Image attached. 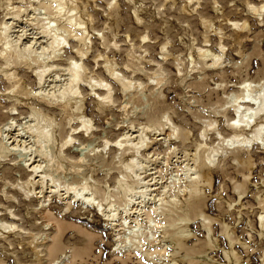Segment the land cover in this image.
<instances>
[{"label":"rangeland","instance_id":"374dc122","mask_svg":"<svg viewBox=\"0 0 264 264\" xmlns=\"http://www.w3.org/2000/svg\"><path fill=\"white\" fill-rule=\"evenodd\" d=\"M14 1L17 0H0L6 6ZM110 1L114 12L109 21L98 11L88 23L97 24L99 30L106 22L111 25L108 65L118 68L128 61L135 71L132 82L141 85L135 90L131 88V96H126L124 101L122 94H117L118 99L107 107V112H111L106 119L111 122L108 134L114 140L120 139L131 124L154 125L158 121L164 124L160 131L165 135L170 131L167 127L180 128L178 138H171L170 142L164 138L152 148L144 147L139 154L159 158L160 177L166 182L162 189L165 188L167 197L174 196L177 200L178 207L171 220L181 223L180 207L188 199L181 189L187 180L180 170L182 163H176L177 158L169 152L174 148L180 152L178 156L189 150L210 152L221 146L219 132L222 136L238 132L239 128L233 129L228 123L234 114L227 110L232 101L227 85L264 79V0ZM63 3L64 7H72L75 0H63ZM134 4L139 8V19ZM84 5L82 2V13H85ZM3 13L0 7V22ZM118 33L123 36L115 38ZM126 35L128 40L124 38ZM141 39L147 40L149 47L136 48L134 41ZM87 44L85 51L92 53L93 44ZM95 45L101 47L103 41L97 38ZM118 47L123 51L118 52ZM199 47L207 52L206 60L211 58L215 63L206 74L200 70L203 52L196 51ZM163 50L168 53L167 59L153 74L156 67L147 66L145 60L151 54L155 58L161 56ZM96 69L97 66L93 70ZM102 71L107 72L104 67ZM152 75L159 77V82L155 84L156 80L151 79L153 87L148 89L144 87L145 80ZM0 85L5 88L6 82L0 80ZM116 91L117 88L111 97ZM117 105L121 108L116 112ZM77 106L81 112L94 109L95 104L90 99H81ZM2 110L0 107V122ZM90 115L91 122L86 123L92 128L89 131L98 124L99 129L106 127L105 116L98 119ZM100 141L95 138L86 142L88 146L83 153L78 150L74 157L67 158L83 159L79 169L90 174L98 185H104L105 181L114 184L119 174L114 166H120L129 153L116 148L109 153ZM224 147L225 151L209 166L208 177L198 184L201 193L197 201L202 213L194 212L186 223L190 232L182 246L176 245L164 231L168 227H162L161 217L153 216L147 222V213L153 215L158 207L154 203L145 201L138 206L143 211L137 217L142 227L130 231L129 227L139 221H133L132 215L124 216L125 220L120 213L116 216L118 220L109 224L98 208L72 198L61 200L56 195L38 198L39 189L29 196L24 194V188L12 193L5 185L9 179L2 178L0 171V205L7 206L15 217L13 221L7 218L0 222V264H223L226 259L222 251L229 250L230 242L237 264H264V145ZM207 231L217 239L218 245L210 241Z\"/></svg>","mask_w":264,"mask_h":264},{"label":"bare ground","instance_id":"6f19581e","mask_svg":"<svg viewBox=\"0 0 264 264\" xmlns=\"http://www.w3.org/2000/svg\"><path fill=\"white\" fill-rule=\"evenodd\" d=\"M82 2L85 4V13L80 11ZM0 7L4 12L0 22V80L6 82L5 88L0 85V107L4 110L0 122V171L2 178L9 179L5 183L8 190L16 193L24 188V194L29 196L35 189H39L37 193L41 194L38 198L45 195H56L61 200L72 198L83 205L98 208L109 224L118 220L116 216L120 213L125 220L126 216L132 215L133 221H139L134 223L135 226L129 227L130 231L142 227L137 217L143 211L138 206L145 201L146 204L154 203L158 207L154 208L153 215L147 213V222L150 223L153 216L161 217L160 222L164 224L162 227H168L164 231L176 245L182 246L184 238L190 232L186 223L194 212L202 213L197 201L201 193L198 184L208 177L209 166L219 153L225 151L224 146L264 145V79H246L237 86L230 83L227 85L232 99L227 110H230L231 115L234 114L228 123L233 129H239L230 136H222L219 132L220 147L212 148L210 152L202 150V154L197 150H189L178 156L180 152H176L175 148L169 152L177 158L176 163H182L180 170L187 180L181 190L189 200L180 207L181 223H177L176 220H171V214L178 207L177 200L174 196L167 197L165 188L162 189L166 182L160 177L162 170L157 161L159 158L143 157L139 153L144 147L152 148L162 140L168 139L166 141L170 142L171 138H178L180 128L167 127L170 131L165 135L160 131V126L164 124L158 121L154 125L131 124L125 128L120 139L114 140L108 134L111 122L106 119L111 112H107V107L118 99L117 94H122L124 101L126 96H131V88L135 90L141 85V82H132L135 71L128 61L118 68L108 65L111 25L106 22L99 30L97 24L88 23L98 11L109 21L114 12L111 8L112 1L75 0L72 7H64L63 0H17L7 6L0 2ZM133 10L139 19V8L135 4ZM119 36L123 35L118 33L115 38ZM97 38L103 41L101 47L95 45ZM124 38L128 40V35ZM88 42L93 44L92 53L84 49ZM146 42L148 41L141 39L134 41V44L138 45L136 48L142 49L149 47ZM117 50L123 51L119 47ZM196 51L203 52L200 70L206 74L215 63L211 62V58L206 60L207 52L202 48L199 47ZM160 54L156 58L151 54L145 60L147 66L156 67L153 74L159 71L161 64L167 59V52L163 50ZM121 60L120 57V62ZM95 66L97 69L94 71ZM103 67L108 73L102 71ZM158 78L148 76L144 87L152 88L153 82L150 80L155 79L156 84L159 82ZM115 88L117 91L111 97ZM81 99L94 101V109L78 112L77 104ZM120 108L117 105L115 111H120ZM90 114L98 119L105 116L106 127L99 129L98 124L95 130L89 131L92 128L89 125L87 127L86 123L91 122ZM166 117L171 119L168 115ZM244 132L251 133L241 138ZM84 133H88L87 137ZM95 138L102 139L100 142L104 143L103 149L108 147L109 153L115 148L129 153L127 159L120 161V166H114L119 173L114 184L105 181L104 185H98V181L90 174L79 169L83 159L76 161L67 158L74 157V152L78 150L83 153L88 146L86 142ZM147 143L151 145L144 146ZM171 144L174 145L175 142ZM181 144L185 146L182 139ZM76 164H79L78 168L74 167ZM0 210V222L4 223L1 220L7 218L13 221L15 217L7 206L0 205ZM262 220L263 215H260V221ZM8 225L14 227L13 223ZM207 235L211 242L218 243L217 239L212 238L210 231H207ZM222 252L226 259L223 264H237L232 242L229 250Z\"/></svg>","mask_w":264,"mask_h":264}]
</instances>
